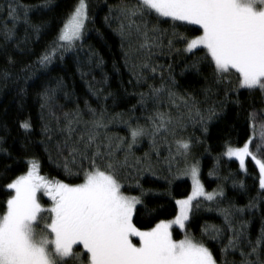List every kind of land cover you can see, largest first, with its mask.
I'll use <instances>...</instances> for the list:
<instances>
[{
	"label": "snow or ice",
	"instance_id": "snow-or-ice-1",
	"mask_svg": "<svg viewBox=\"0 0 264 264\" xmlns=\"http://www.w3.org/2000/svg\"><path fill=\"white\" fill-rule=\"evenodd\" d=\"M18 8L23 9L27 23L28 7L10 3L7 13L13 21V29L19 19ZM88 19L86 0H78L52 51L45 53L40 63L45 66L51 63L58 50L63 55L78 44L82 46ZM116 19L119 23L115 30L122 47L127 41L129 52L143 54L141 62L132 65L136 83H147L145 69L153 77L158 68L161 69L160 86L148 85L147 94L138 93L139 105L147 111L151 101L153 111L145 117L144 124L136 120L135 126L131 119H123L124 114L106 116V109L97 111L87 102L90 114L87 121L77 110L64 113L63 126H59L60 117L52 113L57 124L55 131L62 139L52 145L45 143L52 140L54 131L45 123L41 129L45 140L41 143L49 158L55 150L61 161L58 167L66 176L79 178L81 182L49 180L40 174L35 159L27 162V172L6 185L10 194L0 213V264H222L206 245V239L217 243L224 259L229 254L239 253L240 264H264V224L259 235L252 239L251 221L244 218L246 211L251 213L264 203V158H259L264 156V108H253L249 112L252 135L244 145L228 146L225 152L229 158L239 161L241 169L245 168L246 158H251L259 169L261 191L257 197L249 199L245 208L234 204L226 208L218 206L223 226H205L200 239L186 231L193 200L203 197L215 201L224 196L222 190L205 192L198 179L197 163L185 169V174L192 179V194L176 201L179 212L173 220L160 221L142 230L134 217L147 192L139 183L134 186L140 190V195L125 192L130 169L137 173L151 170L149 153L139 158L133 151L143 138L149 141L151 152L157 156L162 147L167 149L171 167L176 157L186 159L191 154L192 140L183 136L189 125L200 124L207 131V123L218 115L217 106L222 111L231 93L236 95L233 102L237 104L241 90H247L249 95L259 92L264 96V0H120ZM160 23L171 25L170 35L159 27ZM179 28L199 34L186 36ZM13 29L5 23V40L11 39ZM175 40L181 41L183 47L176 48ZM165 47L167 53L163 51ZM129 52L125 53L126 63ZM175 53L186 57L182 75L192 72L203 76L210 70V76H204L203 100L190 92H177L172 65H167L165 79L162 71L165 66L152 61L154 55ZM217 89L223 92L224 99L213 102L211 98ZM54 93L52 89L42 94L41 109L48 106ZM165 103L169 110H161L160 106ZM202 104L206 106L202 108ZM171 108L177 110L175 115ZM116 120L126 125V137L109 133L110 124ZM257 124L260 126L258 134ZM20 127L26 133L32 130L29 121ZM239 186L245 189L242 182ZM131 187L133 185L128 184V188ZM41 192L51 201L50 207L41 204L38 195ZM174 225L184 232L182 239H174ZM77 246L82 250H76Z\"/></svg>",
	"mask_w": 264,
	"mask_h": 264
},
{
	"label": "trees",
	"instance_id": "trees-1",
	"mask_svg": "<svg viewBox=\"0 0 264 264\" xmlns=\"http://www.w3.org/2000/svg\"><path fill=\"white\" fill-rule=\"evenodd\" d=\"M10 3L24 5L29 9L27 23L23 9H17L19 19L15 22L14 29L13 21L8 18L7 13V5ZM77 3L78 0H0V149H3L0 151V213L10 194L6 185L27 172L29 160L35 159L39 164L40 174L49 180L81 182L79 178L66 176L63 169L58 167L61 161L55 150L49 158L41 143L45 140L41 131L45 123L54 129L52 140H45V143L52 145L62 139L55 131L57 124L52 113L60 117L59 126H63L64 113H74L77 110L82 119L87 121L90 119L85 104L87 102L88 106L97 111L106 109V116L124 114L123 119H131L135 126L136 120L144 124L145 117L153 111L151 101L147 111L139 105L138 93L147 94L148 85L160 86L161 69L158 68L154 77L145 69L147 83H136L132 65L139 64L143 54L133 55L129 52L127 41L122 47L121 38L115 30L119 23L116 19V6L120 0H86L89 19L85 24L82 46L78 44L76 48L63 52V55L58 50L51 63L46 66L40 63L41 57L52 51L54 41ZM5 23L9 29H13V35L8 40L3 37ZM37 27L39 31L36 30ZM159 27L168 35L171 34L169 23H160ZM178 31L186 36L199 34L185 31L184 28H179ZM173 43L176 48L183 47L179 40ZM163 51L167 53V48ZM126 52H129L127 63ZM185 60L183 53L152 57L155 65L165 66L162 70L165 79L168 77L167 65H172L177 92H190L197 99L203 100L204 76H210V70L205 71L203 76L192 72L182 75ZM52 89H55L52 99L47 107L41 109L42 94ZM94 92L96 95H93ZM217 99H224L223 92L219 89L211 101ZM236 99V95L231 93L222 111L217 106L218 115L207 123V131L200 124L188 126L183 136L192 140L191 154L186 159L176 157L171 162V167L165 147L160 149L157 156L151 152L149 141L143 138L133 149L135 157L143 158L145 153H149L151 157V170L137 173L130 169L131 174L125 184L127 195H140V190L134 186L136 183L147 192L142 198L143 204L137 206V215L134 217V222L142 230L154 227L160 221L175 218L179 212L176 201L185 199L192 193V183L184 176L185 169L193 163L199 166V176L205 192L222 190L224 193L223 197H217L215 201H207L203 197L193 201L186 231L197 239H200L201 230L205 226H223L218 206L226 208L234 204L237 208H245L250 198L258 196L261 191L258 167L249 157L246 159L245 169H241L239 162L227 157L225 152L228 146L242 147L252 135L248 115L253 108H264V96L259 92L249 95L247 90H241L239 104L233 102ZM205 106L201 105L202 108ZM160 108L169 110L166 103ZM170 110L173 115L177 112L175 108ZM25 121L32 125L29 133L20 127ZM259 127L257 124V134ZM108 131L120 137L128 135L126 125L119 120L111 123ZM241 182L245 189L240 188ZM128 184L133 187L128 188ZM42 203L43 206H51L48 198L43 199ZM244 218L251 221L249 234L250 238L255 239L264 224V203H260L251 213L246 211ZM173 232L176 239L184 236L177 228ZM205 243L222 264H240L239 253L229 254L224 259L215 241L206 239ZM76 250H82V247L77 246Z\"/></svg>",
	"mask_w": 264,
	"mask_h": 264
},
{
	"label": "rangeland",
	"instance_id": "rangeland-1",
	"mask_svg": "<svg viewBox=\"0 0 264 264\" xmlns=\"http://www.w3.org/2000/svg\"><path fill=\"white\" fill-rule=\"evenodd\" d=\"M228 157V156H227ZM232 159H235L236 161H238L235 157H232ZM247 159V158H246ZM247 161V160H246ZM246 161H245V166H246ZM239 162V161H238ZM198 169H199V166H198ZM245 169V168H244ZM40 171V170H39ZM184 177H187V178H189L190 179V181H191V183H192V179H191V176L190 175H185ZM198 179H199V181H200V183H201V180H200V176H198ZM202 184V183H201ZM192 189H193V183H192ZM192 194V193H191ZM191 194H190V196H191ZM39 195V197H40V202H41V204H43L42 203V200L43 199H47L48 197L47 196H45L42 192L41 193H39L38 194ZM188 198V197H187ZM187 198H185V199H187ZM198 198H201V197H197V199ZM196 200V199H195ZM194 201V200H193ZM193 201H192V203H193ZM44 207H46V206H44ZM173 220V219H172ZM174 228H177L180 232H183V231H181L179 228H178V226H173V229H172V231L174 230ZM184 233V232H183ZM173 237H174V232H173ZM174 239H176L175 237H174ZM135 242V241H134Z\"/></svg>",
	"mask_w": 264,
	"mask_h": 264
},
{
	"label": "bare ground",
	"instance_id": "bare-ground-1",
	"mask_svg": "<svg viewBox=\"0 0 264 264\" xmlns=\"http://www.w3.org/2000/svg\"><path fill=\"white\" fill-rule=\"evenodd\" d=\"M57 54V53H56Z\"/></svg>",
	"mask_w": 264,
	"mask_h": 264
}]
</instances>
